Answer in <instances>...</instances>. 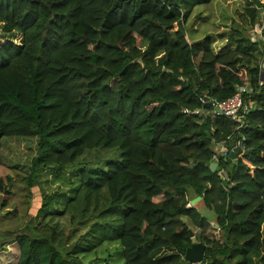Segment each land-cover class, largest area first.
<instances>
[{"label":"trees","instance_id":"obj_1","mask_svg":"<svg viewBox=\"0 0 264 264\" xmlns=\"http://www.w3.org/2000/svg\"><path fill=\"white\" fill-rule=\"evenodd\" d=\"M211 1L0 0V148L5 136L36 138L26 187L87 149L119 153L105 170L80 172L58 212L70 213L71 231L30 219L11 233L15 264H72L105 242L119 243L123 264H189L176 250L190 245V233L207 232L199 209L214 214L218 238L203 237L196 264H264L261 10L250 0L240 17L256 34L258 24L262 38L233 21L216 51L212 34L190 41L185 29L195 6ZM14 32L21 44L5 38ZM239 85L251 90L245 149L236 162L221 160L224 180L209 167L212 146L235 124L216 113L201 121L182 109L201 107L206 95L226 100ZM12 184L0 156V210ZM80 193L95 199L83 203ZM116 206L126 211L113 224L104 215Z\"/></svg>","mask_w":264,"mask_h":264},{"label":"rangeland","instance_id":"obj_2","mask_svg":"<svg viewBox=\"0 0 264 264\" xmlns=\"http://www.w3.org/2000/svg\"><path fill=\"white\" fill-rule=\"evenodd\" d=\"M249 1L213 0L209 3L196 5L185 25L189 40H196L206 34H212L217 38V42L214 44L215 50L220 51L227 42L225 38H218V35L220 33L227 35L233 21L239 23L255 39L262 38V34H260L262 28H259L257 30L259 34H256L250 26L243 25L240 17V13L245 14V9L249 7ZM260 10L259 21L261 23V19L263 22L264 13L262 9ZM198 11L201 12L198 13ZM197 15L202 18H198ZM192 28H197L196 33H191ZM0 37L3 36L0 34ZM5 38L16 44H21L22 36L14 32L5 36ZM35 149L36 138L5 136L1 139V160L10 167L13 177L12 195L5 209H9V211L15 209V213L10 215L6 213L5 209L0 210V241L8 238L7 242L0 244V264L16 263L19 251L11 233L26 227L30 219L34 225L43 222L54 226L57 230L64 228L71 231L70 213L58 214V212L64 209L68 200L74 196V190L79 185L80 172L82 170L91 172L105 170L109 161H115L119 158L117 149L102 147L87 149L83 156L72 164L43 170L38 175L35 186L29 189L25 185L24 177L29 174V167L35 155ZM49 196H52L51 202L43 207V200L48 199ZM88 199L93 201L95 198L92 195H85V193L79 194V201L85 203ZM71 206L74 209H82L77 201L72 202ZM124 208V206H116L114 209H110L104 215V219L116 224L126 211ZM199 210L209 220L210 226L206 233L203 234L197 231L194 236L200 234L203 243V237L218 238V227L214 223V214L206 209ZM77 217L79 216L75 218ZM76 238L77 235L74 239ZM123 259L118 242H105L93 251L79 254L77 260L72 264H123Z\"/></svg>","mask_w":264,"mask_h":264},{"label":"built area","instance_id":"obj_3","mask_svg":"<svg viewBox=\"0 0 264 264\" xmlns=\"http://www.w3.org/2000/svg\"><path fill=\"white\" fill-rule=\"evenodd\" d=\"M261 3V9L264 13V0H259ZM262 22V19H261ZM251 90L247 85H239L236 87L235 93L226 100L218 101L210 96L200 97L201 107L195 109L183 108L182 113H193L200 117L201 121H204L206 117H209L211 121L214 120V114L222 115L228 120L232 121L234 131L228 137L214 142L212 146L211 162L216 163L215 169H218V175L227 180V174L224 167H219L222 161H232L230 153H235L239 150L245 149V137L242 129L245 127L246 114L250 111L251 107L248 103V97H250ZM255 108V107H254ZM218 109V111H216ZM214 111V112H213ZM191 203H188L190 206Z\"/></svg>","mask_w":264,"mask_h":264},{"label":"water","instance_id":"obj_4","mask_svg":"<svg viewBox=\"0 0 264 264\" xmlns=\"http://www.w3.org/2000/svg\"><path fill=\"white\" fill-rule=\"evenodd\" d=\"M253 3L256 5L257 9H261V3L259 0H253ZM263 27H264V17H263ZM256 30H259L258 25H256ZM218 111V109H216ZM245 154H248V151H245ZM230 157L236 162L237 155L235 153H230ZM209 167L212 171L215 170L216 163H209ZM200 197L197 196L190 201L191 205L199 201ZM177 253L180 254L185 261L190 264H196L202 261L205 244L201 241L200 235L194 236L193 233H190V245L184 248H178Z\"/></svg>","mask_w":264,"mask_h":264},{"label":"crops","instance_id":"obj_5","mask_svg":"<svg viewBox=\"0 0 264 264\" xmlns=\"http://www.w3.org/2000/svg\"><path fill=\"white\" fill-rule=\"evenodd\" d=\"M212 1H213V0H212ZM212 1H211V2H212ZM199 12H201V11H198V13H199ZM197 17H198V18H202L201 16H198V15H197ZM191 30H193L191 33H194L195 30H197V28H192ZM195 33H196V32H195ZM198 39H199V38H198ZM216 39H217V38H216ZM193 199H194V198H193ZM191 200H192V199H191ZM191 200H190V201H191Z\"/></svg>","mask_w":264,"mask_h":264},{"label":"flooded vegetation","instance_id":"obj_6","mask_svg":"<svg viewBox=\"0 0 264 264\" xmlns=\"http://www.w3.org/2000/svg\"><path fill=\"white\" fill-rule=\"evenodd\" d=\"M8 238H6V240L0 241V244H3V242H7Z\"/></svg>","mask_w":264,"mask_h":264}]
</instances>
